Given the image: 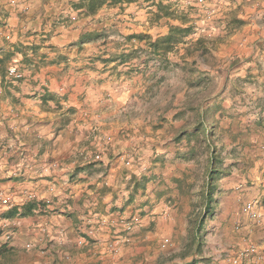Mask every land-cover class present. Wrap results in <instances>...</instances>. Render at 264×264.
Here are the masks:
<instances>
[{
    "label": "crops",
    "instance_id": "crops-1",
    "mask_svg": "<svg viewBox=\"0 0 264 264\" xmlns=\"http://www.w3.org/2000/svg\"><path fill=\"white\" fill-rule=\"evenodd\" d=\"M64 8L0 0V264H264L241 258L249 247L264 256V211L255 223L239 204L264 190V52L249 48L263 35L211 49L201 32L189 44L198 41L210 62L182 49L158 65L136 36L166 29H128L105 7L64 19ZM10 66L19 81L7 79ZM199 122L213 128L216 152L244 158L222 164L201 242L189 249L198 209L178 191L190 163L176 157ZM93 214L136 224L121 238L106 227L89 237Z\"/></svg>",
    "mask_w": 264,
    "mask_h": 264
},
{
    "label": "rangeland",
    "instance_id": "rangeland-1",
    "mask_svg": "<svg viewBox=\"0 0 264 264\" xmlns=\"http://www.w3.org/2000/svg\"><path fill=\"white\" fill-rule=\"evenodd\" d=\"M80 0H63L64 10H67V14L64 15V19L76 20L77 18H86L81 9H75L76 5ZM128 2H123L121 4H106L105 7L109 12H107L108 19H115L120 21V23H127L125 26L128 29H131L132 25H139L143 28V31H148L153 29L157 34H161L165 29L168 30L170 25H180L181 19L185 17V20L189 21L193 25V33L187 38L186 42L177 45L172 51L173 54L178 53L179 50L187 49L188 53L193 56H199L204 62H210V59L206 58L204 50H201L202 47L196 45V43H191L190 39L194 38L195 35L204 32L206 35V41L210 45L211 49H215L216 44H221L230 46L228 40L230 36H251L253 33L256 36L257 32L259 35L264 36V0H127ZM123 15L118 17L119 15ZM169 14V15H168ZM62 15V16H63ZM246 17V18H244ZM123 19V20H122ZM246 19V20H245ZM189 24V23H186ZM256 25V28H254ZM235 34V35H234ZM263 36H260V42H253L250 44L251 50H253L256 55H261L264 52V40ZM262 41V42H261ZM212 44V46H211ZM188 45V46H186ZM201 52V53H200ZM208 55V54H207ZM255 57L253 64L256 68L260 69L263 61ZM177 64V63H176ZM12 67V66H10ZM21 73V72H20ZM22 74V73H21ZM19 81V80H18ZM16 82V81H12ZM194 105L197 104V99L193 100ZM204 145L198 148L196 159L194 162L188 164V181L187 185L190 187L187 188L190 192L187 193L186 198H188L185 203L187 206L192 209H198L201 211V205L197 204L198 202V190L202 185V181L205 177L206 171V156L204 154ZM228 148H223L221 151H218L220 161L222 164L229 165V163L235 164L239 159L244 158L240 151H235V153L229 152ZM221 164V165H222ZM257 171V170H256ZM244 173V170H238L235 166V169H231V173ZM258 170L256 173H260ZM256 181V180H255ZM258 181H261L259 179ZM186 185V186H187ZM262 185V184H261ZM250 186V185H249ZM236 188V187H235ZM239 190V187H237ZM244 197V196H243ZM258 200L262 209L264 211V190L257 195L250 197L240 198L239 204L241 208L245 209L246 205L250 202H255ZM246 201V202H245ZM240 208V209H241ZM125 219V221L132 226L136 224L135 220L128 219L119 215ZM138 220V219H137ZM258 223L256 221H253ZM132 223L133 225H131ZM105 226H103L104 228ZM121 226L115 227H106L110 230H117V234H113L115 237H123L126 234H122V231H119L118 228ZM122 229V228H121ZM129 231V232H130ZM128 232V233H129ZM97 234V232H96ZM95 234V236H96ZM85 236V234H84ZM87 237V236H86ZM85 239V237H83ZM89 238V237H87ZM93 239V238H89ZM108 242V241H107ZM167 244V243H165ZM257 255L255 249L252 251L244 250L241 253L242 259H249ZM259 256V255H257ZM262 256V255H261ZM263 257V256H262Z\"/></svg>",
    "mask_w": 264,
    "mask_h": 264
},
{
    "label": "trees",
    "instance_id": "trees-1",
    "mask_svg": "<svg viewBox=\"0 0 264 264\" xmlns=\"http://www.w3.org/2000/svg\"><path fill=\"white\" fill-rule=\"evenodd\" d=\"M123 2H128L127 0H80L76 5H74L75 9H81L85 16H93L95 15L100 9L103 8L107 3L116 5L121 4ZM169 15V14H168ZM180 25H170L168 27L167 33L162 36H157L155 39L149 38V36H136L140 39H145L148 42V47L151 50V53L156 57V64L161 65L159 60L164 63L166 60V55L168 53H171L174 48L181 44L186 42L187 38L193 33V25L185 20V17L181 19ZM189 23V24H186ZM83 40V39H82ZM198 42V41H197ZM196 42V45L199 43ZM199 46V45H198ZM201 123H198V126L195 127V131L190 139H188V143L191 145V148L186 151L185 153L177 155V159H180L186 163H192L196 159V154L198 151V148L202 145H204V154L206 156V171H205V177L202 181V185L200 186V189L198 190V202L197 204L201 205L204 209L203 213L201 214V211H198V214L194 216L190 220V225L196 229L195 233H190L187 237L188 239V247L189 249L201 242V234L199 233L200 227L206 218L207 214H210V210L212 209L214 199L212 198V195L215 192V186L214 181L218 174L223 172L222 168V161H220L219 153L215 151V147L212 142V131L213 128L210 127L208 130L204 128L203 131L200 129ZM181 138L178 139V141ZM187 179H188V173L183 175V178L176 179L177 188L180 194L187 195L190 190V186L187 185ZM146 182L145 177H140L139 181H136L134 183V188L141 187ZM187 185V186H186ZM253 202V201H252ZM194 209V208H193ZM27 212H30L32 210V207L26 208ZM22 215H25V213H22ZM122 228V227H121ZM123 233L127 234L129 231L123 230V228L120 230ZM130 233V232H129ZM128 233V234H129ZM127 234V236H128ZM187 252H190L188 250ZM194 260H192L188 264H193Z\"/></svg>",
    "mask_w": 264,
    "mask_h": 264
},
{
    "label": "bare ground",
    "instance_id": "bare-ground-1",
    "mask_svg": "<svg viewBox=\"0 0 264 264\" xmlns=\"http://www.w3.org/2000/svg\"><path fill=\"white\" fill-rule=\"evenodd\" d=\"M6 77L9 81H18L22 78V74L15 66H12L7 69ZM42 202L45 206H49L52 204V200L49 198H44ZM1 203L4 206H9L7 200L5 201L4 199H1ZM260 208H262V206L259 205L258 201L251 202L246 206V211L248 213L249 220L257 221V217H258L257 210ZM103 226L110 228L115 226H121L125 231H130L131 229L130 225L122 217L109 219V218L98 217L96 216V214H93L90 218H88L86 234L89 237H93L95 236L98 228ZM106 248L110 254H114L116 252V240L107 242ZM250 250L253 251L254 248L249 247L248 251ZM250 259H253V261L258 262V261H262L264 259V256L262 257V256L254 255L252 257H249V260Z\"/></svg>",
    "mask_w": 264,
    "mask_h": 264
}]
</instances>
